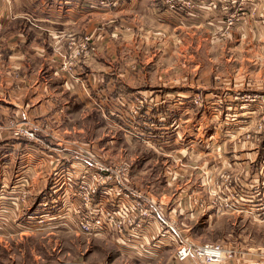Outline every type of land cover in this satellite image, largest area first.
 Masks as SVG:
<instances>
[{
    "label": "crops",
    "instance_id": "0c3cea01",
    "mask_svg": "<svg viewBox=\"0 0 264 264\" xmlns=\"http://www.w3.org/2000/svg\"><path fill=\"white\" fill-rule=\"evenodd\" d=\"M112 1L113 4L106 6L100 5L98 0H0V125L13 118L40 121L47 128V132L38 134L39 139L32 141L0 132V180L12 183L21 175H29L28 201L30 194L38 195L44 189L48 191L49 181L46 179L53 176L60 178L67 167L78 166L72 147L75 143L84 144V118L88 114L97 112L107 124L109 115L116 117L118 114L119 117L125 114L129 120L136 117L131 107L136 103L137 95L126 93L121 87H125L122 83L129 81L130 71L135 67L131 65L130 52L139 51L140 43L146 38L169 34L171 44L178 45V50L185 42L182 32L188 35L189 31L191 34L201 32L206 33L214 44L229 41V44L234 43L231 46L234 49L245 51L241 64L243 59L249 60L256 68L255 73L247 81L241 75L206 87L205 94L211 99L215 98V102L210 101V104L215 103L213 107L205 106L210 113L219 114L216 98L221 107L222 98L235 103L236 95L243 90L264 93V74L262 76L260 73L264 70V1L193 0V7L181 14L170 11L165 0ZM231 14L237 15V19L228 27L226 19ZM86 37L87 52L65 59L71 51L80 49L79 44ZM67 61H70L68 69L62 68ZM143 76L146 80V72ZM168 81L179 82L178 74H171ZM245 85L249 89H244ZM170 87L171 90L165 92L143 90L148 98L144 108H149L148 103L153 107L158 105L155 117H160L162 124L156 129L175 130L183 128L184 123L188 122L179 115L180 118L176 116L165 124L167 113H178L184 100L194 95L192 90L174 89L172 84ZM187 88L193 86L188 85ZM140 111L142 113L144 110L141 108ZM245 112L253 122L255 105H248L241 113ZM210 120L213 122L214 117L211 116ZM242 124L238 125L239 129L247 126ZM206 125L209 127L201 141L203 145L210 146L209 142L217 139L210 137L212 123L208 121ZM224 130L226 132L221 134L224 139L219 141L224 143L227 155L237 156L240 149L235 148L238 144L231 139L233 130L228 131V127ZM173 143L177 144L178 139L174 138ZM204 153L210 154L209 150ZM242 154L239 157L244 160L251 152ZM255 160L258 165L260 157L250 160V164ZM207 161L205 157L204 164ZM248 162L239 163L248 167ZM209 165L211 168L212 165ZM254 168L240 177L250 179L254 184L259 178L264 179L258 167ZM58 192L62 193L61 185ZM180 194L186 193L182 190ZM262 195L264 197V193ZM177 199L174 206L179 208L183 218H193L191 202L182 204L181 195ZM5 203L7 199L0 198V216L3 219L8 217ZM34 203L26 205L29 206L26 212ZM243 203L237 209H256V204L246 206ZM24 207L17 212L9 211V216L14 217V226L9 225L8 221L5 222L6 226L16 229L20 222L16 224L15 219L19 221L20 211ZM29 217L27 214L25 219L28 221ZM220 242L230 245L223 239ZM223 264H264V258L257 254L254 259L246 254Z\"/></svg>",
    "mask_w": 264,
    "mask_h": 264
},
{
    "label": "rangeland",
    "instance_id": "374dc122",
    "mask_svg": "<svg viewBox=\"0 0 264 264\" xmlns=\"http://www.w3.org/2000/svg\"><path fill=\"white\" fill-rule=\"evenodd\" d=\"M181 34L185 37V42L178 50V45L171 44L169 34L144 39L140 43L139 51L130 52L131 65L134 64L135 67L130 71L129 81L122 83L125 87L121 89L137 95L135 101L142 97L145 104L148 98L143 90L170 91V84L174 89L192 90L194 95L184 100L185 103L180 105L178 113H167L165 120V124H169L171 118H180L181 115V119L188 121L184 123L186 125L175 130L156 129L162 124V120L155 117L158 114V105L153 107L150 103L147 104L148 109L144 108L145 105L141 107L147 112L143 111L141 115H135L136 117L130 120L125 114L119 117L118 114L116 117L109 115V124L103 116L93 112L84 118L86 126L83 138L81 137L84 144L79 145L95 152L104 163H127L129 183L154 200L161 201L165 205L164 211L168 215L171 214L172 220L194 241L223 239L230 244L227 246L240 251L238 257L249 254L255 259L258 254L264 258V253H260L261 250L264 251V208L257 210L250 207L242 210L235 207L237 205L240 208L243 202L246 206L262 203L264 207V179L259 178L254 184L250 179L240 177L246 171H253L256 166L260 175L264 174V109H256L251 122V118L246 117V112L241 113L243 110L238 108L237 102L231 103L222 98L220 104L223 105L219 107V100L216 98V106L220 109L217 115L206 111L205 108L215 104V98L211 99L205 94L206 87L241 75L247 81L256 68L247 59H243L241 64V56L245 51L231 47L234 43L229 44L228 41L226 44L217 45L210 41L206 33L201 32L191 34L189 31V35L187 32ZM247 58L250 57L247 55ZM145 72L146 80L143 76ZM260 73L263 76L264 70ZM171 74H178L180 81H168ZM188 85L193 88L188 89ZM244 89L249 87L245 85ZM238 93L250 92L243 90ZM210 101H213L212 104ZM211 116L214 117L213 122L210 120ZM11 119L13 118L0 125V132L14 137L7 128ZM208 121L212 123L210 137L217 140H212L209 142L210 146H205L201 139L209 127L206 125ZM26 122L30 126L35 122L41 125L36 131L37 138L33 140L39 139L38 134L47 132V128L40 121ZM242 123L247 126L239 129L238 125ZM227 127L228 131L233 130L232 137L227 138L231 137L238 144L235 148L240 149L235 153L237 156H231L230 153L228 156L224 143L219 141L224 139L221 134L226 132L224 129ZM174 138L178 139L177 144L173 143ZM206 150H209L210 154L204 153ZM246 152L251 154L242 160L239 156ZM205 157L208 160L206 164ZM255 157H260L258 165L256 160L250 164V160ZM247 160L248 167L239 163ZM209 164L212 165L211 168L208 167ZM46 181L50 183L51 178ZM44 190L38 195L30 194V201L21 206H25L24 212L20 211L19 221L15 220L16 224L20 222L16 229L4 225L0 229V264L169 263L171 248H161L162 252L153 259L140 261L120 252L111 234L85 235L77 231L70 221L66 223L62 220H48L42 224L34 223L39 226L27 228L26 215H35L33 209L38 205ZM182 190L186 194H180ZM255 190H259V197L261 196L257 202L253 199ZM179 195L182 197V204H193V218H183L179 208L174 206ZM187 196L188 199H183ZM33 201L34 205L31 204V208L26 212L25 209L29 207L26 205Z\"/></svg>",
    "mask_w": 264,
    "mask_h": 264
},
{
    "label": "built area",
    "instance_id": "2783aa9c",
    "mask_svg": "<svg viewBox=\"0 0 264 264\" xmlns=\"http://www.w3.org/2000/svg\"><path fill=\"white\" fill-rule=\"evenodd\" d=\"M251 1L259 3L264 0ZM113 2L98 0L100 5L106 6ZM165 2L168 9L176 14L184 13L194 5L193 0ZM236 19L237 15L231 14L226 19L227 26L233 25ZM87 40L88 37L84 38L83 43L79 44L80 49L71 51L65 59L85 54ZM69 66L70 61H67L62 68ZM234 101L242 110L250 104L255 105V113L258 108L264 109V93H238ZM135 102L131 112L141 115L139 109L145 105V100L140 97ZM40 126L39 122L30 126L26 121L11 119L7 128L16 138L33 140L37 138L36 131ZM73 146L78 166L67 167L60 178L53 176L48 191L42 193L37 208L33 209L35 215L27 221V228L39 226L34 223L42 224L48 220H62L66 223L70 221L77 231L85 235L111 234L120 252L140 261L153 259L159 255L162 247L172 249L168 264H223L240 255V251L220 241L198 242L191 239L172 220V215L164 211L165 205L161 201L154 200L129 183L127 163H104L86 146ZM29 180L30 177L26 174L12 183L9 180H0V198L7 199L4 208L8 216L4 219L0 216V229L3 225L6 226V221L9 225L14 223V217L9 216V211L17 212L28 201ZM59 185L62 193L58 192ZM254 193L253 199L257 202L261 199L260 191L255 190ZM235 202L238 204L237 200ZM257 208L264 207L260 203L256 205Z\"/></svg>",
    "mask_w": 264,
    "mask_h": 264
}]
</instances>
